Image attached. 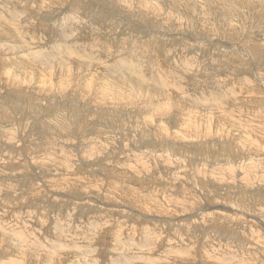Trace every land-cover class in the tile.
Listing matches in <instances>:
<instances>
[{"label": "rangeland", "instance_id": "rangeland-1", "mask_svg": "<svg viewBox=\"0 0 264 264\" xmlns=\"http://www.w3.org/2000/svg\"><path fill=\"white\" fill-rule=\"evenodd\" d=\"M9 261L264 264V0H0Z\"/></svg>", "mask_w": 264, "mask_h": 264}, {"label": "bare ground", "instance_id": "bare-ground-1", "mask_svg": "<svg viewBox=\"0 0 264 264\" xmlns=\"http://www.w3.org/2000/svg\"><path fill=\"white\" fill-rule=\"evenodd\" d=\"M74 21H76V17L75 16H71V15H68L66 18H65V20H64V23L67 25V27L70 29V30H72V31H74V30H76V28H72L73 27V25H75V24H73L74 23ZM10 24V23H9ZM8 25V24H7ZM8 26H10V25H8ZM10 29V28H9ZM6 30V29H5ZM8 30V29H7ZM78 32V31H77ZM7 34V33H6ZM95 38H93L92 40H94ZM65 45V44H64ZM7 46V45H6ZM55 47H57V48H55ZM101 47V46H100ZM7 48V47H6ZM13 48L15 49V47H12L11 48V50L10 51H12V54H13ZM54 48H55V52L56 53H62L63 51H65V50H67L68 49V46H63L62 44H58L57 46H54ZM89 47L87 46L86 48H84L83 49V52H85L87 49H88ZM107 49V51H108V53H107V55H109V50L110 49H112V48H106L104 45H103V47H102V52L104 53L105 52V50ZM2 50V49H1ZM89 50V49H88ZM141 53L142 52H140V51H138V50H136V49H133V50H131V56H133V58L134 59H136V57L137 58H139L140 60H141V58H140V55H141ZM9 54V53H8ZM147 54V53H146ZM19 55V54H18ZM8 56V55H7ZM82 56H84L83 54H82ZM93 56V55H92ZM20 57V56H19ZM85 57H87V55H85ZM22 60V59H21ZM24 60V59H23ZM123 57H117V60H116V62H119V63H124L123 61ZM151 62H152V64H151V66H150V68L149 69H153V68H157V65H156V60L154 59V61H153V59L151 60V59H149ZM46 62H48L47 60H44L43 61V66L44 67H46V65H48ZM142 63V62H141ZM20 65L22 64V62H20L19 63ZM133 64V63H132ZM19 65V66H20ZM114 65V64H113ZM112 65V66H113ZM124 65H126V64H124ZM115 66V65H114ZM113 66V67H114ZM138 67H141V66H133V65H131L130 67H129V69L131 70V72L129 73L128 71H127V69L125 68V67H121V68H118V70L119 71H117V73H115V76L117 77L116 79H117V81H119V82H121V83H123V85H124V87H125V83H126V80H129V79H131V80H135L134 78H133V76H136V77H138L139 75H143V72H142V70H141V68L139 69ZM110 69V68H109ZM120 70L122 71L123 70V73H120ZM124 70L126 71V73H124ZM144 70V69H143ZM121 75H120V74ZM147 74L148 75H150V74H153L151 71H149V70H147ZM13 78V77H12ZM142 79H147L145 76H142ZM154 80L156 81V83H157V89H159V87H163V88H167V82L165 81V80H160V78L159 77H156V78H154ZM136 82V81H135ZM79 88V87H78ZM119 98L121 99H126V96L124 95V96H119ZM182 106H180V108H181ZM183 110H185L184 109V107H183ZM183 112V111H182ZM149 118V117H148ZM147 121V120H146ZM206 128V127H205ZM205 128H202V129H195V133H199V131H201V130H203L204 131V129ZM207 129V128H206ZM208 130V129H207ZM206 131V130H205ZM207 132V131H206ZM209 132H207V134H208ZM67 198V197H66ZM60 229V228H59ZM146 233V232H145ZM142 235V234H141ZM132 238V237H131ZM143 238H144V236H143ZM146 238V237H145ZM59 239V238H58ZM128 239V238H127ZM146 243H147V241H146ZM145 245V244H144ZM146 246V245H145ZM153 246V245H152ZM16 247V246H15ZM22 247V246H21ZM24 247V246H23ZM22 247V248H23ZM148 249H149V247H148ZM28 250V249H27ZM44 250V249H43ZM153 250V249H152ZM29 251V250H28ZM19 252V251H18ZM19 256H21V255H19ZM55 257V256H54ZM139 260H141V258H137V261H139ZM13 261V260H12ZM53 261V260H52ZM49 263V262H48ZM6 264H10V261L9 262H7ZM12 264H13V262H12Z\"/></svg>", "mask_w": 264, "mask_h": 264}]
</instances>
